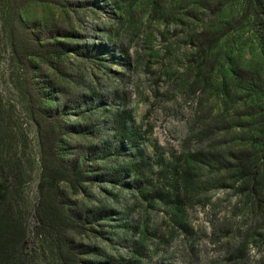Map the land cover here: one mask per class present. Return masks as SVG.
<instances>
[{
    "label": "rangeland",
    "instance_id": "obj_1",
    "mask_svg": "<svg viewBox=\"0 0 264 264\" xmlns=\"http://www.w3.org/2000/svg\"><path fill=\"white\" fill-rule=\"evenodd\" d=\"M16 2L0 197L28 264H264V0ZM42 140L66 171L54 231Z\"/></svg>",
    "mask_w": 264,
    "mask_h": 264
},
{
    "label": "trees",
    "instance_id": "obj_2",
    "mask_svg": "<svg viewBox=\"0 0 264 264\" xmlns=\"http://www.w3.org/2000/svg\"><path fill=\"white\" fill-rule=\"evenodd\" d=\"M16 0H0V26L8 28V24L16 25L20 22ZM11 48L15 40L10 36ZM14 49H12V52ZM1 104V101H0ZM39 167L41 177L39 178L40 190L46 187V193L40 196L38 208L40 210L42 225L44 229L54 231L57 226L64 225L63 219H59V212L62 209L57 208L55 201L56 194L52 189L56 188L57 182L61 180L63 171L58 162V153L56 144L48 140H42L39 144ZM6 168V170H5ZM67 168V167H66ZM14 170L10 159H0V170L2 172ZM63 170V171H62ZM66 172V171H65ZM8 173H6V176ZM45 177L48 178L46 185H42ZM5 185V186H4ZM7 183H0V189H6ZM0 211L4 214L0 218V264H28L27 253L25 252V243L23 241V230L21 223L18 221L13 204L9 201L7 193H2L0 197Z\"/></svg>",
    "mask_w": 264,
    "mask_h": 264
}]
</instances>
